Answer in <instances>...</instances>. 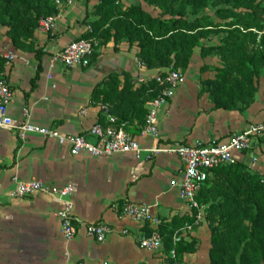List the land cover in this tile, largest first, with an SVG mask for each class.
I'll list each match as a JSON object with an SVG mask.
<instances>
[{
    "label": "crops",
    "instance_id": "crops-1",
    "mask_svg": "<svg viewBox=\"0 0 264 264\" xmlns=\"http://www.w3.org/2000/svg\"><path fill=\"white\" fill-rule=\"evenodd\" d=\"M141 4L145 12L155 11L141 0H119L123 10ZM96 0H63L56 13L55 27L50 32L36 29L33 50L16 49L0 26V50L15 52L16 58L3 71L13 93L8 115L22 118L29 109V121L36 126L55 128L64 134H86L105 116L95 103L93 93L110 74L133 82L138 74L153 76L163 69L139 68L138 47L126 38L95 36V48L87 66L70 67L53 62V54L68 43L82 37L86 26L94 21ZM227 16L211 15L214 26L200 46L192 49L188 64L182 69L184 83L159 111L156 126L157 145L191 144L223 141L229 135L264 120V0H243L233 8L223 5ZM230 11V12H229ZM216 12V11H215ZM231 12L233 14H231ZM242 18L245 25L226 26L232 17ZM106 26L104 27V29ZM237 30V31H235ZM235 31V32H234ZM229 32L246 37L253 34V46L236 44L221 52ZM113 34V31H111ZM211 48L212 50H209ZM35 50L41 52L39 59ZM222 53L227 56L222 58ZM230 54V55H229ZM232 65L231 76L243 79L241 66L258 67L255 91L247 104L237 100L230 108H219L212 102L203 82L214 81L219 71ZM227 61V62H226ZM234 66V67H233ZM232 78V77H230ZM234 95L248 94L244 87L228 90ZM249 95V94H248ZM149 101L144 102L147 110ZM85 113H81L82 110ZM124 127L141 147L149 148L153 138L142 134L143 117L131 116ZM236 162L260 175L264 169V141L252 150L236 153ZM253 157L257 159L253 161ZM182 164L175 155L158 154L151 159H137L132 154L92 157L82 153L72 156L67 145L37 134L25 140L16 133L0 130V264H164L169 261L166 244L155 251L139 246V240L153 227L130 218H118L114 204L130 202L149 206L154 217L162 220L161 231L166 240L180 230L181 241L189 251L181 254L183 264H210V228L205 219H194L185 228L182 219L190 220L192 210L179 195ZM40 180L48 186L71 185L73 215L78 221L76 235L66 240L57 217L60 203L44 193L12 197L19 181ZM104 223L111 228L103 242L86 236V224ZM126 230V233L122 231ZM164 238L163 242H164Z\"/></svg>",
    "mask_w": 264,
    "mask_h": 264
},
{
    "label": "trees",
    "instance_id": "trees-1",
    "mask_svg": "<svg viewBox=\"0 0 264 264\" xmlns=\"http://www.w3.org/2000/svg\"><path fill=\"white\" fill-rule=\"evenodd\" d=\"M55 1L0 0V26L5 28L10 44L16 49L32 51V41H27L33 37L40 18L56 15L58 6ZM96 1L99 2L95 12L97 18L88 23L92 30L82 37L102 34L113 39L126 38L129 43L136 44L139 60L146 68L181 71L187 66L192 49L200 46V39L206 38L209 27L214 26L209 15L199 16L200 12L210 2L218 6L217 14L228 12L222 10L223 5L236 8L243 4V0H141L153 8L155 12L151 14L145 12L140 3L122 10L117 6L119 0ZM189 16L194 19L189 20ZM225 25L245 24L242 18L234 17ZM229 36L224 40L225 46H219L220 51L225 52L229 46L231 51L236 44L244 46L245 37L233 32H229ZM226 53H222V58L227 56ZM35 56L39 59L41 52L35 50ZM227 63L224 61V68L216 80L203 82L212 102L219 108H230L238 99L247 104L256 89L254 78L258 67L235 66L244 71L243 79H236L231 76L232 65L227 66ZM3 69L4 59L0 54V74ZM127 78L121 81L120 75L110 74L96 86L92 98L95 103L108 104L110 112L123 126L131 116L143 117L144 123L146 110L143 104L158 93L155 82L134 86ZM238 87H244L249 95L245 92L237 96L228 91ZM124 129L130 133L127 127ZM196 199L205 206L204 219L210 228V264H264V184L260 175L250 172L239 162L220 166L201 185ZM192 220L191 216L190 220L182 219L180 224ZM161 228L160 225L159 231L164 238ZM172 234L168 240L164 238L167 250L172 247ZM175 251L181 261V254L189 249L180 240Z\"/></svg>",
    "mask_w": 264,
    "mask_h": 264
},
{
    "label": "built area",
    "instance_id": "built-area-1",
    "mask_svg": "<svg viewBox=\"0 0 264 264\" xmlns=\"http://www.w3.org/2000/svg\"><path fill=\"white\" fill-rule=\"evenodd\" d=\"M58 6L61 1L56 0ZM56 16L40 18L37 29L50 32L55 27ZM91 26H86V33L91 32ZM95 48L94 37H80L68 43L64 48L53 54V62H60L66 67L74 64L87 66ZM4 59V67L16 58V54L10 50H0ZM139 68H145V64L138 60ZM183 71L177 69H165L162 73L153 76L138 74L135 83L148 85L155 82L158 87L156 96L148 102L142 134L150 135L154 144L149 148H143L137 139L128 133L118 119L110 112L108 104L99 103V108L105 116V123H94L86 134H64L55 128L36 126L29 121V109L22 110V118L14 120L8 115V105L13 93L6 79L4 71L0 74V130H8L25 140L29 134H37L56 141L59 145H67L69 153L76 156L82 153L92 157H108L115 154H132L137 159H151L158 154L175 155L182 164L179 183V195L186 201L192 210V218L198 223L204 219L205 206L198 203L196 197L201 185L207 180L210 173L224 165L236 163V153L251 151L254 144L264 141V120L251 124L246 129L232 133L223 141L202 143L199 140L191 144L175 143L166 147L157 145L158 130L156 119L159 111L171 99L175 91L184 83ZM81 113H85L83 109ZM257 158L253 157V161ZM261 182L264 184V169L260 173ZM74 188L71 185L48 186L40 180L19 181L11 192L12 197H24L35 193H44L60 203L57 217L60 223V231L66 240L72 239L78 230V221L73 215L72 195ZM118 218H130L138 222L149 223L153 227L139 240V246L147 251H155L163 246V239L159 231L162 220L154 217L149 206L122 202L113 205ZM185 228L189 224L185 223ZM111 228L104 223L86 224V236L103 242L110 234ZM126 233V230L122 231ZM181 240L180 230H176L171 237L172 247L167 250L169 261L164 264H183L176 255L175 245ZM101 264H110L102 262ZM145 264V263H140Z\"/></svg>",
    "mask_w": 264,
    "mask_h": 264
},
{
    "label": "rangeland",
    "instance_id": "rangeland-1",
    "mask_svg": "<svg viewBox=\"0 0 264 264\" xmlns=\"http://www.w3.org/2000/svg\"><path fill=\"white\" fill-rule=\"evenodd\" d=\"M117 6H118V3H117ZM217 8H218V6H216V5H214V4H212L210 2L209 5H208V7L203 12H200L199 16H201L203 14H208L209 15V20H210V22L213 25L214 24V21L212 20L211 15L213 14V11L214 10L216 11ZM222 10L225 11V9H222ZM215 11H214V13H216ZM218 15H221V17H229V16H227V14L225 12H223V13L221 12ZM230 17L234 18L233 16H230ZM193 19H194V16H189V20H193ZM208 31H209V33L207 34L206 38L209 36V34L211 32L210 30H208ZM244 41H246L245 42L246 46H250L251 47L256 42V38H255V36L253 34H251L249 36H246ZM261 43L264 44V39H261Z\"/></svg>",
    "mask_w": 264,
    "mask_h": 264
}]
</instances>
